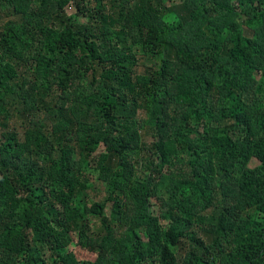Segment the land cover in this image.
I'll return each instance as SVG.
<instances>
[{"label": "trees", "instance_id": "obj_1", "mask_svg": "<svg viewBox=\"0 0 264 264\" xmlns=\"http://www.w3.org/2000/svg\"><path fill=\"white\" fill-rule=\"evenodd\" d=\"M0 264H264V0H0Z\"/></svg>", "mask_w": 264, "mask_h": 264}, {"label": "rangeland", "instance_id": "obj_2", "mask_svg": "<svg viewBox=\"0 0 264 264\" xmlns=\"http://www.w3.org/2000/svg\"><path fill=\"white\" fill-rule=\"evenodd\" d=\"M170 3H175V2H179V0H168ZM68 15H73L75 14L74 9L71 7L68 9L67 11ZM77 20L80 22H84V20L80 17H77ZM174 16H168L166 18L167 22H173ZM100 152H105V148L101 147ZM251 168L252 169H256L259 166V163L256 160H253L251 162ZM144 168H142L141 171H143ZM89 194V199H90V203H100V202H105L106 200V194L104 193V188L102 186H100L98 183H95V187L93 190L88 192ZM153 205L155 206V208H153V211L155 212V214H158V207L156 205V203H153ZM70 250L76 255L77 259L80 261H94L96 259V254L92 253V252H88L85 249L78 247L76 244H72L71 246H69Z\"/></svg>", "mask_w": 264, "mask_h": 264}]
</instances>
